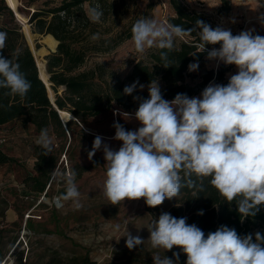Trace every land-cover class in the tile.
<instances>
[{
	"label": "clouds",
	"instance_id": "clouds-1",
	"mask_svg": "<svg viewBox=\"0 0 264 264\" xmlns=\"http://www.w3.org/2000/svg\"><path fill=\"white\" fill-rule=\"evenodd\" d=\"M87 15L91 22L98 23L103 11L96 5L89 8ZM193 32L198 35L201 51L207 44L219 43V49L208 52V59L237 66V74L229 78L226 86L210 83L202 91V98L177 94L171 101L163 99L158 82L153 80L148 85V99L134 97L140 99L135 119L141 127L127 131L115 123L114 139L122 141V146L114 151L97 135L89 159L103 148L104 195L112 205L144 198L149 207H156L166 198H177L183 188L195 187L193 175L200 181L211 177L210 185L224 200L235 201L243 221L255 216L258 206L264 205V37L253 36L251 30L233 36L230 30L212 28L201 20L196 21L195 28L185 29L142 17L132 26V42L142 54L153 46L170 52L177 38ZM6 39L7 33L0 32V53ZM160 57L165 67L171 65L167 52L162 51ZM198 67V63H192L188 70L196 71ZM20 68L14 59L0 54V89H8V94L23 99L31 82ZM138 84L136 81L126 86L124 94L131 95ZM139 87L143 90L145 86ZM123 115L129 118L128 113ZM54 142L55 137L49 135L47 128L41 129L35 140L44 155L53 151ZM53 174L63 178L67 186L61 199L79 208L77 171L72 169L65 174L55 169ZM197 214L203 215V210ZM186 220L165 212L158 221H152L147 240L151 249L168 251L179 247L187 255L186 264H264V236L259 232L253 240L252 234L241 236L234 228L222 225L205 238L199 227ZM111 227L116 232L121 225ZM121 236L127 237L129 250L146 242L132 236L126 227ZM173 256L175 260L157 252L153 261L178 264L179 253L174 252Z\"/></svg>",
	"mask_w": 264,
	"mask_h": 264
},
{
	"label": "rangeland",
	"instance_id": "rangeland-1",
	"mask_svg": "<svg viewBox=\"0 0 264 264\" xmlns=\"http://www.w3.org/2000/svg\"><path fill=\"white\" fill-rule=\"evenodd\" d=\"M62 2L63 0H5L6 6L13 4V9L22 23L20 26L23 36L22 27L29 22L31 31L26 32V37L33 40L40 55L45 57V70L47 57L57 51L45 46V35L34 33L30 19L37 10L54 8ZM181 2L190 12L207 16L215 27L230 30L233 36L251 30L252 34L257 33L264 37V0H230L228 15L219 12L222 0ZM96 5L103 11L100 22H91L77 32L78 47L87 54L84 65L77 72L95 70L99 76L97 81L108 89L115 85L130 86L139 81L145 87L141 90L138 84L133 93L149 95V84L133 78L132 72L139 62L152 66L150 54L157 47L146 49L142 54L135 50L132 38L115 48L112 47L113 40L125 35L132 29L135 21L142 17L168 22L174 16L170 0H94L93 3L84 4L86 12ZM11 24L8 13L0 17V26L3 29L11 28ZM94 35L97 36L96 39H93ZM183 40L177 38L175 48H179ZM192 63H198L199 67L196 71H187L189 75L183 84L197 91L191 98H202V91L209 85H203V76L209 71H217L223 62L208 59L207 54L202 60ZM234 67L237 68L233 65V69L226 75L227 78L228 75L237 74L238 70ZM157 82L161 91L169 86L164 80ZM47 85L50 86L49 80ZM50 91L55 99L54 92L51 89ZM63 91L64 88H60V94ZM124 113H128L129 118L126 119ZM67 114L69 118L66 117V124L74 122L73 133L66 126V137H60L52 131H49V135L55 137L53 151L60 158L56 169L65 174L75 169L78 173L75 183L81 193L79 208L74 207L71 201L61 199L67 186L63 178L54 174L53 185L47 196L43 194L36 197L28 191L27 178L30 174H35V149L38 146L35 140L39 136L35 127L25 125L23 119H19L10 124L7 130L0 128V132H3L0 136L8 138L9 141L11 137H15L10 145L7 143L0 147L16 160L13 164L0 166V264L7 259L6 264H40L47 262L54 254L64 259L88 255L98 264L119 259L125 254L153 259L157 252L161 257L165 255L175 260L173 253H180L179 247L174 246L168 251L153 250L147 242L150 235L149 224L154 220L158 221L162 213H170L176 205L175 199L163 202L157 209L149 207L144 198L126 199L118 205H112L104 195L106 161L103 148L97 150L89 159L88 154L97 135L103 138L102 143L107 144L110 149L119 150L123 142L114 139L116 129L113 125L118 122L127 131L138 130L141 124L135 119V112L129 113L114 105L112 110L89 118L86 124H81L73 115L68 112ZM62 117L65 120L64 115ZM56 200H59L58 203ZM117 223L121 228L114 232L111 226ZM125 227L132 236L145 240V244L129 250L125 244L127 237L119 238Z\"/></svg>",
	"mask_w": 264,
	"mask_h": 264
},
{
	"label": "trees",
	"instance_id": "trees-1",
	"mask_svg": "<svg viewBox=\"0 0 264 264\" xmlns=\"http://www.w3.org/2000/svg\"><path fill=\"white\" fill-rule=\"evenodd\" d=\"M11 1L6 0V2ZM87 2L93 3L94 0H63L59 6L47 10L39 9L32 15L30 23L34 26V33L45 35L43 37L45 46L54 51L57 49L56 53L47 57L46 73L45 57L40 55L33 40L26 37V32L31 31L29 22L22 27L25 35L23 36L21 26L14 14L15 11H12L13 4L6 6L5 0H0V17L8 13L12 23L11 28L6 30L0 26V32L7 33L5 47L0 54L18 62L21 66L20 70L31 82V89L23 99L18 95L8 94V89H0V128L23 119L25 125L35 127L39 134L41 129L47 128L48 131H52L60 137H66V129L58 110L64 115L65 120L66 117L69 118L68 112L81 124H86L89 118L97 117L112 110L114 105L129 113L136 112L140 99H134V97L149 98V95L140 93L124 94V85L105 88L103 84L97 81L99 76L95 70L77 72L84 65L87 56L85 50L78 47L79 35L77 33L91 24L84 7ZM170 4L174 16L170 17L168 22L180 25L185 29H192L195 28L196 21L201 20L212 28H216L207 16L190 12L181 0H170ZM230 7V0H222L220 14L228 15ZM197 31L199 30L197 29ZM252 35L259 34L253 33ZM25 37L29 41L34 55ZM131 38L132 29L125 35L115 38L112 47L115 48ZM183 39L179 48H174L170 52L167 49H155L150 54L152 66L139 62L134 66L132 72L133 78L139 79L145 84H150L153 80L166 81L169 86L161 93L163 99L168 101L173 100L177 94H186L189 98L197 94L195 88L183 84L189 75L188 66L193 61L202 60L211 49L220 48L219 43L207 44L205 50L201 51L196 32ZM162 51L168 53V60L172 62L168 67H165L161 60L160 53ZM232 69L233 65L222 63L217 71H209L203 76V85L218 82L226 86L229 83L226 75ZM40 77L46 84L49 80L50 88L55 94L57 108L51 103L47 87ZM60 88H64L62 94H60ZM50 96L53 97L51 91ZM73 124V121L66 124L67 129L72 133ZM35 158V174H30L26 181L28 191L35 194L36 197L43 194L47 196L53 185V171L57 168L60 158L54 151L44 155V150L40 146L35 149ZM15 161L0 147V166L13 164ZM192 179L195 181V187H185L177 198H172L176 201V205L170 210L173 217H186V223L195 224L199 227L205 233V238H207L208 233L215 232L222 225L234 228L241 236L252 234L253 240H255V233L257 232L264 236V205L258 206L259 211L255 216L245 217L242 221L235 201L224 200L217 190L210 185L211 177L203 178L200 181L193 175ZM168 200L170 199L166 198L164 202ZM154 208L157 209L158 206ZM200 210H203V215L197 214ZM186 261L187 255L181 250L179 264H186ZM40 264L98 263L91 260L88 255L64 259L54 254L47 262ZM101 264H154V261L152 258L136 254H125L119 259Z\"/></svg>",
	"mask_w": 264,
	"mask_h": 264
},
{
	"label": "water",
	"instance_id": "water-1",
	"mask_svg": "<svg viewBox=\"0 0 264 264\" xmlns=\"http://www.w3.org/2000/svg\"><path fill=\"white\" fill-rule=\"evenodd\" d=\"M13 11V10H12ZM14 12V11H13ZM14 14H15V17H16V20H17V22L22 26V23H21V21L18 19V17L16 16V13L14 12ZM27 40V39H26ZM27 43H28V45H29V47H30V44H29V41L27 40ZM58 45H59V42H58ZM57 48H58V46H57ZM30 49H31V47H30ZM31 51H32V53H33V55H34V52H33V50L31 49ZM56 51H57V49H56ZM39 69V68H38ZM46 72H47V70H46ZM39 73H40V70H39ZM39 76H40V74H39ZM40 79L44 82V80L40 77ZM48 79H49V75H48ZM45 83V85H46V87H47V90H48V92H49V97H50V101H51V103L55 106V108H57V106H56V104H55V99L53 98V97H51L50 96V86H48L47 84H46V82H44ZM58 110V109H57ZM58 112H59V115H60V118H61V120H62V122H63V124H64V126L66 127V120H64V118L62 117V115H61V111H59L58 110ZM58 201L59 200H56V203H58Z\"/></svg>",
	"mask_w": 264,
	"mask_h": 264
},
{
	"label": "built area",
	"instance_id": "built-area-1",
	"mask_svg": "<svg viewBox=\"0 0 264 264\" xmlns=\"http://www.w3.org/2000/svg\"><path fill=\"white\" fill-rule=\"evenodd\" d=\"M7 143H9V139L4 136H0V146L6 145ZM7 261L8 259L2 262L1 264H6Z\"/></svg>",
	"mask_w": 264,
	"mask_h": 264
},
{
	"label": "crops",
	"instance_id": "crops-1",
	"mask_svg": "<svg viewBox=\"0 0 264 264\" xmlns=\"http://www.w3.org/2000/svg\"><path fill=\"white\" fill-rule=\"evenodd\" d=\"M234 68H235V67H234ZM235 69L238 70V68H235ZM227 74H228V73H227ZM230 77H231V76L228 75V79H229ZM17 121H18V120H17ZM17 121H15V122H17ZM8 128H9V125H8V126H4V127H2L3 130H7ZM9 130H10V129H9ZM0 133H3V132H0ZM9 138H10V137H9ZM14 139H15V137L13 136V137L10 138V141H12V140H14ZM10 141H9V143H8L9 145H10ZM9 145H8V146H9ZM1 180H2V179H0V181H1ZM1 184H2V183H1Z\"/></svg>",
	"mask_w": 264,
	"mask_h": 264
},
{
	"label": "bare ground",
	"instance_id": "bare-ground-1",
	"mask_svg": "<svg viewBox=\"0 0 264 264\" xmlns=\"http://www.w3.org/2000/svg\"><path fill=\"white\" fill-rule=\"evenodd\" d=\"M13 11H14V9H13ZM47 73V72H46ZM48 75V74H47Z\"/></svg>",
	"mask_w": 264,
	"mask_h": 264
}]
</instances>
